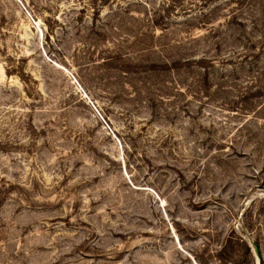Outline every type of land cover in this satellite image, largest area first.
<instances>
[{"label":"rangeland","instance_id":"374dc122","mask_svg":"<svg viewBox=\"0 0 264 264\" xmlns=\"http://www.w3.org/2000/svg\"><path fill=\"white\" fill-rule=\"evenodd\" d=\"M0 264H264V0H0Z\"/></svg>","mask_w":264,"mask_h":264},{"label":"water","instance_id":"95a60500","mask_svg":"<svg viewBox=\"0 0 264 264\" xmlns=\"http://www.w3.org/2000/svg\"><path fill=\"white\" fill-rule=\"evenodd\" d=\"M256 251H257V253L259 254V248H258V247H256Z\"/></svg>","mask_w":264,"mask_h":264}]
</instances>
